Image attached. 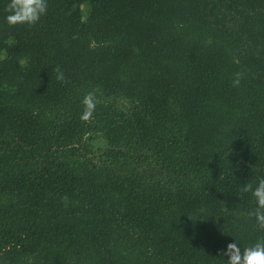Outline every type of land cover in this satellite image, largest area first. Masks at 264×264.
Listing matches in <instances>:
<instances>
[{"label": "trees", "instance_id": "1", "mask_svg": "<svg viewBox=\"0 0 264 264\" xmlns=\"http://www.w3.org/2000/svg\"><path fill=\"white\" fill-rule=\"evenodd\" d=\"M7 2L0 264H227L264 239L241 191L264 178V0H48L32 25Z\"/></svg>", "mask_w": 264, "mask_h": 264}, {"label": "clouds", "instance_id": "2", "mask_svg": "<svg viewBox=\"0 0 264 264\" xmlns=\"http://www.w3.org/2000/svg\"><path fill=\"white\" fill-rule=\"evenodd\" d=\"M48 10V0H8L5 11L7 15L5 20L9 25L35 24L46 14ZM57 71V79L63 80V72ZM239 76V74H237ZM239 84V79L233 81ZM82 120H89L93 117L96 107V101L92 94L83 98ZM242 192L250 193L255 200L256 207L249 211L248 215L254 217L258 226L264 227V178L256 181L255 186L251 183H245L241 187ZM222 255L227 257V264H264V239H258L255 243L241 247L232 241L224 247Z\"/></svg>", "mask_w": 264, "mask_h": 264}]
</instances>
